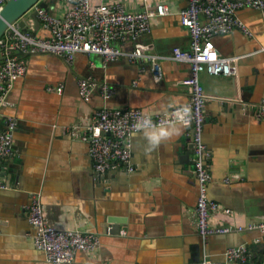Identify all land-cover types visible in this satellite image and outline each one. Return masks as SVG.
I'll use <instances>...</instances> for the list:
<instances>
[{
  "label": "crops",
  "instance_id": "1",
  "mask_svg": "<svg viewBox=\"0 0 264 264\" xmlns=\"http://www.w3.org/2000/svg\"><path fill=\"white\" fill-rule=\"evenodd\" d=\"M170 13L151 20L150 30L133 46L159 56L160 76L141 58L106 62L98 54L78 53L71 62L52 54H27L25 72L14 83L0 108V125L15 118L14 154L0 161V264H49L35 248L27 217L29 194L37 192L45 220L60 229L98 233L93 253L78 252L72 264H201L209 258L222 264H264V234L238 231V225L264 221V10L241 8L236 17L251 35L240 30L213 36L223 56L237 57L234 76L201 75L206 94L203 141L211 179L208 197L231 213L212 215L213 225L233 228L203 238L191 217L198 197L192 173L191 129L182 124L146 128L132 134V172L97 174L85 138L93 114L100 108L140 109L164 114L185 104L183 80L189 64L173 60V48L188 50L190 36L178 16L186 0H165ZM57 16L62 0H45ZM119 4L137 12L156 0H91ZM204 20V18H202ZM36 33L45 32L36 26ZM91 77L90 100L78 94L79 77ZM106 83L114 93L100 94ZM62 86L61 92L49 90ZM160 135L155 147L152 137ZM245 245L246 262L224 257L230 246Z\"/></svg>",
  "mask_w": 264,
  "mask_h": 264
},
{
  "label": "built area",
  "instance_id": "2",
  "mask_svg": "<svg viewBox=\"0 0 264 264\" xmlns=\"http://www.w3.org/2000/svg\"><path fill=\"white\" fill-rule=\"evenodd\" d=\"M45 1V0H40ZM6 0H0V10ZM61 16L36 3L24 20V28L18 22L10 24L0 37V108L6 105V97L16 80L25 72V61L18 52L26 54H52L71 62L76 54H98L106 62L120 58L135 63L146 58L152 63L154 77L160 76L159 56L145 52L139 46L123 50L122 44L134 42L136 37L150 30L151 20L170 13L165 0H156L154 6L144 4L137 12L126 11L119 4L93 5L91 0H62ZM178 11L180 23L190 36L188 50L173 48L172 59L189 64V74L183 80L188 89L185 104L176 106L164 114L149 115L140 109L100 108L92 116L85 138L89 139V159L97 174L117 171L132 172L130 138L133 133L146 128L182 124L191 129L192 173L198 183V197L192 211L199 234L205 238L212 234H225L233 228L229 225H213L212 215L217 212L230 214L231 210L208 197L207 186L211 179L208 159L210 152L203 141L206 94L201 75L234 76L237 74V57L223 56L213 42V36L240 30L251 35L249 29L236 17L241 8L264 10V0H186ZM204 18V20L202 19ZM45 32L36 33V23ZM78 94L84 101L90 100L95 82L91 77H79ZM100 94L107 99L114 93L108 84L100 85ZM49 90L61 92L62 86H50ZM190 112L185 115L183 108ZM264 115V100L257 116ZM187 124L181 122V117ZM15 118L6 117L0 125V160L14 154ZM4 186L0 183V188ZM27 217L33 227V244L42 251L49 264H72L78 252L93 253L100 237L95 232L60 229L50 225L44 217L41 195L29 194ZM236 230H258L264 234V221L238 225ZM250 253L245 245L230 246L224 252L227 261L246 262ZM201 264H222L203 258Z\"/></svg>",
  "mask_w": 264,
  "mask_h": 264
},
{
  "label": "water",
  "instance_id": "3",
  "mask_svg": "<svg viewBox=\"0 0 264 264\" xmlns=\"http://www.w3.org/2000/svg\"><path fill=\"white\" fill-rule=\"evenodd\" d=\"M38 3L41 7L47 8V2L40 0H6L0 10V37L5 29L13 22H18L21 28H24V15L29 13L32 7ZM38 22L36 26H38ZM19 56H26V53L18 52ZM1 59V58H0ZM1 161V160H0Z\"/></svg>",
  "mask_w": 264,
  "mask_h": 264
},
{
  "label": "clouds",
  "instance_id": "4",
  "mask_svg": "<svg viewBox=\"0 0 264 264\" xmlns=\"http://www.w3.org/2000/svg\"><path fill=\"white\" fill-rule=\"evenodd\" d=\"M183 113L185 114V115H187L189 112H190V109L187 107V106H185L184 108H183ZM181 122L183 123V124H187V119H185L183 116L181 117ZM167 134V132L166 131H164V132H161L160 134H158V135H154L153 137H152V141H153V143H154V145H155V147H158L159 146V144H160V135H166Z\"/></svg>",
  "mask_w": 264,
  "mask_h": 264
},
{
  "label": "rangeland",
  "instance_id": "5",
  "mask_svg": "<svg viewBox=\"0 0 264 264\" xmlns=\"http://www.w3.org/2000/svg\"><path fill=\"white\" fill-rule=\"evenodd\" d=\"M28 14H29V13H27V14L24 15V19H26V18L28 17Z\"/></svg>",
  "mask_w": 264,
  "mask_h": 264
}]
</instances>
